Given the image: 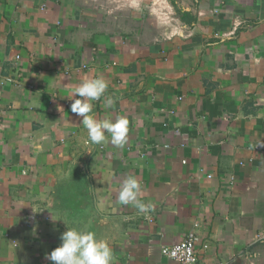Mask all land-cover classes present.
I'll list each match as a JSON object with an SVG mask.
<instances>
[{"label":"crops","instance_id":"crops-1","mask_svg":"<svg viewBox=\"0 0 264 264\" xmlns=\"http://www.w3.org/2000/svg\"><path fill=\"white\" fill-rule=\"evenodd\" d=\"M100 77L122 149L70 111ZM68 228L112 264H176L190 232L197 264H264V0H0V264H53Z\"/></svg>","mask_w":264,"mask_h":264},{"label":"clouds","instance_id":"clouds-1","mask_svg":"<svg viewBox=\"0 0 264 264\" xmlns=\"http://www.w3.org/2000/svg\"><path fill=\"white\" fill-rule=\"evenodd\" d=\"M107 88L108 84L103 77L94 78L72 87L66 97L73 101L70 111L78 117H82L81 123L86 129L88 137L86 143L92 145L111 143L116 148L122 149L128 140L129 121L127 118L117 117L114 121L97 119L93 112L92 102L100 100ZM74 97L79 98L74 99ZM113 106V99L107 98L105 107ZM140 192L141 185L138 180L130 176L122 183L118 201L122 205L131 203L140 212L146 213L151 210L152 205L140 202L138 199ZM60 240V245L46 257L53 264H112V249L108 242L103 238L98 239L92 231L68 228L61 234Z\"/></svg>","mask_w":264,"mask_h":264},{"label":"built area","instance_id":"built-area-1","mask_svg":"<svg viewBox=\"0 0 264 264\" xmlns=\"http://www.w3.org/2000/svg\"><path fill=\"white\" fill-rule=\"evenodd\" d=\"M230 184L233 180L230 179ZM197 227V225H195ZM199 237L195 232H190L185 235L184 239L172 246L162 247L161 254L173 260L176 264H197L198 254L196 252V245L199 242ZM207 248L206 245L203 249ZM209 264H226L224 262H214Z\"/></svg>","mask_w":264,"mask_h":264}]
</instances>
